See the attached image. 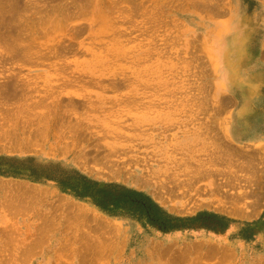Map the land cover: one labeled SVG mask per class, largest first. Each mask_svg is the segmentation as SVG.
I'll list each match as a JSON object with an SVG mask.
<instances>
[{
	"label": "rangeland",
	"instance_id": "rangeland-1",
	"mask_svg": "<svg viewBox=\"0 0 264 264\" xmlns=\"http://www.w3.org/2000/svg\"><path fill=\"white\" fill-rule=\"evenodd\" d=\"M263 18L264 0H0V264H264V71L243 72Z\"/></svg>",
	"mask_w": 264,
	"mask_h": 264
},
{
	"label": "crops",
	"instance_id": "crops-1",
	"mask_svg": "<svg viewBox=\"0 0 264 264\" xmlns=\"http://www.w3.org/2000/svg\"><path fill=\"white\" fill-rule=\"evenodd\" d=\"M249 22H244V27H241L240 30L237 32L239 34V40H248V38L250 37V34H252V28H253V21L251 20V24L252 25H248ZM257 24H261L262 26H260L259 28L262 30V34H261V37H259V43H258V47H256L255 49L254 48H250L249 49V53L251 54L252 56V60H251V63L249 64V67H247L246 69L243 70V72L245 74H247L248 72H252V71H264V18L260 21L257 22ZM242 36V37H241ZM242 44V43H241ZM230 78L227 79L228 82H233L234 80H231V74L229 75ZM264 89V82L263 83H260L257 87H256V92L259 94V102L258 104L254 103L251 101V103L249 104V107L251 110H256V111H252L251 113H249L251 115L250 118H262V116L260 115V113H263L264 114V108L262 106V96H263V91ZM228 91V95L229 96H232V97H238L239 99H237L238 101V106L235 110V112L241 107V99H240V94L238 91L236 92H231L229 90ZM235 112L233 114V116L235 115ZM233 118V117H232ZM255 119V120H256ZM256 124V122H253L251 119H250V128L252 130L253 128V125ZM264 137V126L262 127L261 129V134H260V137L259 138H263ZM251 140H247V139H244L240 142H237V143H248L250 142ZM236 142V141H234Z\"/></svg>",
	"mask_w": 264,
	"mask_h": 264
},
{
	"label": "trees",
	"instance_id": "trees-1",
	"mask_svg": "<svg viewBox=\"0 0 264 264\" xmlns=\"http://www.w3.org/2000/svg\"><path fill=\"white\" fill-rule=\"evenodd\" d=\"M121 191L133 194L142 202L137 203L139 205V209L135 211L131 210L132 213H136L140 218H146L147 222L154 224L155 226L168 228L172 227L171 222L173 219L165 215L148 197L128 189L121 188ZM100 192L105 193V195L96 199V202L102 209L110 210L119 207L120 203L118 202H122L121 200L124 193L114 195L112 191L101 190Z\"/></svg>",
	"mask_w": 264,
	"mask_h": 264
},
{
	"label": "bare ground",
	"instance_id": "bare-ground-1",
	"mask_svg": "<svg viewBox=\"0 0 264 264\" xmlns=\"http://www.w3.org/2000/svg\"><path fill=\"white\" fill-rule=\"evenodd\" d=\"M52 1H56V0H52ZM74 1V0H73ZM78 1V0H77ZM89 1V0H88ZM99 3V2H98ZM85 5V4H84ZM13 6V5H12ZM11 6V7H12ZM55 6V5H54ZM92 6V5H91ZM93 7V6H92ZM51 8V7H50ZM54 8V7H53ZM12 9H13V7H12ZM56 9V8H55ZM54 11V10H53ZM17 12H19V11H17ZM47 12H49V11H47ZM19 15V14H18ZM47 17V16H46ZM51 17V16H50ZM242 37V36H241ZM260 42V41H259ZM246 43V42H245ZM246 50V47H244V43H243V47L241 48L240 47V50H239V54H240V56L242 55V53L244 52ZM238 78L239 79H246V78H244L242 75H238ZM242 88H243V86H242Z\"/></svg>",
	"mask_w": 264,
	"mask_h": 264
}]
</instances>
